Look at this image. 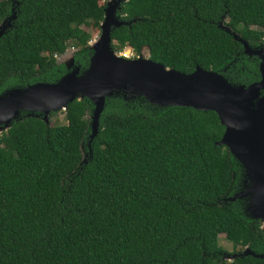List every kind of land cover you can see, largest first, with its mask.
Instances as JSON below:
<instances>
[{
    "label": "trees",
    "instance_id": "1",
    "mask_svg": "<svg viewBox=\"0 0 264 264\" xmlns=\"http://www.w3.org/2000/svg\"><path fill=\"white\" fill-rule=\"evenodd\" d=\"M102 0H0V95L67 73L55 55L68 47L80 73L92 55ZM130 25L113 28L112 49L125 47L164 67H197L233 86L260 80L253 49L264 45V0H124ZM252 27L258 29L252 30ZM94 106L69 103L66 124L20 113L0 133V264H264V223L251 219L241 164L225 146L212 111L159 107L142 96L105 99L90 140ZM57 112L50 113L49 118ZM90 141V144H89ZM89 144V145H88ZM236 254L232 261L225 257Z\"/></svg>",
    "mask_w": 264,
    "mask_h": 264
},
{
    "label": "water",
    "instance_id": "2",
    "mask_svg": "<svg viewBox=\"0 0 264 264\" xmlns=\"http://www.w3.org/2000/svg\"><path fill=\"white\" fill-rule=\"evenodd\" d=\"M124 0H111L104 8L101 36L90 44L92 55L85 71L73 67V55L66 66L72 70L55 83H36L24 89H12L0 95V133L13 121L21 120L20 113L43 115L48 124L50 113L65 111L74 100L88 99L94 106L91 116L92 140L98 133L99 117L105 99L128 93L129 98L142 96L159 107H190L216 113L224 132L220 146H225L245 171V190L226 201L247 199L245 212L253 220L264 223V46L253 49L237 33L223 23L220 28L241 43L244 53L258 57L260 80L249 86H233L221 74L197 67L185 74L164 67L149 58L124 60L111 50L113 28L130 25L117 12ZM15 16L2 22L8 29ZM0 31V37L5 33ZM68 70V69H67ZM126 98L125 94L123 96ZM90 144V141H89ZM88 144V145H89ZM243 255H255L247 248Z\"/></svg>",
    "mask_w": 264,
    "mask_h": 264
},
{
    "label": "rangeland",
    "instance_id": "3",
    "mask_svg": "<svg viewBox=\"0 0 264 264\" xmlns=\"http://www.w3.org/2000/svg\"><path fill=\"white\" fill-rule=\"evenodd\" d=\"M109 1H111V0H102V3H104L106 5ZM101 24H102V22L100 23V25ZM2 25L3 24L0 23V31L5 30V28H3ZM100 25H99L98 28H94L92 26H89V27L83 26V28L91 35V41L89 42V45L90 44H94L97 41H99L100 36H101V28H100ZM251 29L252 30H256L258 28L252 27ZM113 44H115V42L112 40L111 41V44H110L111 45V50L119 58H122L124 60H131V59H135L137 57L148 58V53H147L146 50H143V52L141 53V55H136L132 49L127 48V47H125L124 49H122L121 52L116 53L112 49V45ZM74 51H75V48L68 47L67 50L62 55H59V56L56 57V60L59 63L64 64L65 67H66V69H68L67 72H70L73 67H76V66H73L72 68L69 69L66 66V64L68 65L70 63L71 56L73 55V52ZM126 54H127V56H125V57L122 56V55H126ZM124 94H125L126 98H129L128 93L126 94L124 92H120V95L124 96ZM263 95H264V90L261 91V96H263ZM48 124H50V125H53V124H57V125L58 124H62V125L63 124H66V120H65L64 114L61 111H59V112H57L56 115L52 116L51 118L48 117ZM245 186H247V183L245 184ZM218 242H219V246H221L225 251H227L230 254L231 253H239V252H241L243 254L244 251H245V249L243 250L241 247L234 248L232 246V244L225 239V235L224 234H220L218 236ZM235 256H236V254H233L232 256H227V257H225V260L232 261L235 258Z\"/></svg>",
    "mask_w": 264,
    "mask_h": 264
},
{
    "label": "built area",
    "instance_id": "4",
    "mask_svg": "<svg viewBox=\"0 0 264 264\" xmlns=\"http://www.w3.org/2000/svg\"><path fill=\"white\" fill-rule=\"evenodd\" d=\"M122 56H123V57H125V56H127V54H126V55H122ZM54 57L56 58V57H57V55H55Z\"/></svg>",
    "mask_w": 264,
    "mask_h": 264
}]
</instances>
